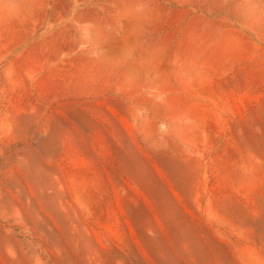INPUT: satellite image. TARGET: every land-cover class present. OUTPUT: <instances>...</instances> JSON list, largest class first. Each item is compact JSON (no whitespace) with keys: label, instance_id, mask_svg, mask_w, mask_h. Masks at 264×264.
I'll list each match as a JSON object with an SVG mask.
<instances>
[{"label":"rangeland","instance_id":"rangeland-1","mask_svg":"<svg viewBox=\"0 0 264 264\" xmlns=\"http://www.w3.org/2000/svg\"><path fill=\"white\" fill-rule=\"evenodd\" d=\"M0 264H264V0H0Z\"/></svg>","mask_w":264,"mask_h":264}]
</instances>
